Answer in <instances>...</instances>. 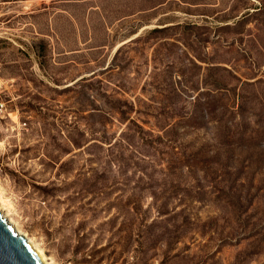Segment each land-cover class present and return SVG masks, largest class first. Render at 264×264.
<instances>
[{"label": "rangeland", "instance_id": "374dc122", "mask_svg": "<svg viewBox=\"0 0 264 264\" xmlns=\"http://www.w3.org/2000/svg\"><path fill=\"white\" fill-rule=\"evenodd\" d=\"M0 193L53 264H264V0H0Z\"/></svg>", "mask_w": 264, "mask_h": 264}, {"label": "water", "instance_id": "95a60500", "mask_svg": "<svg viewBox=\"0 0 264 264\" xmlns=\"http://www.w3.org/2000/svg\"><path fill=\"white\" fill-rule=\"evenodd\" d=\"M0 264H41L1 212Z\"/></svg>", "mask_w": 264, "mask_h": 264}, {"label": "bare ground", "instance_id": "6f19581e", "mask_svg": "<svg viewBox=\"0 0 264 264\" xmlns=\"http://www.w3.org/2000/svg\"><path fill=\"white\" fill-rule=\"evenodd\" d=\"M5 199L2 197L0 193V212L3 214V216L7 219L8 223L11 224V226L14 228V230L17 232V234L24 240V242L30 247V249L33 251L35 257L41 264H53V262L49 261L45 252L43 249L36 244L33 239L27 236L26 233H24L22 230H20L15 222L8 217V214L4 211V206L2 205L4 203Z\"/></svg>", "mask_w": 264, "mask_h": 264}]
</instances>
